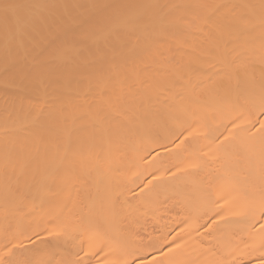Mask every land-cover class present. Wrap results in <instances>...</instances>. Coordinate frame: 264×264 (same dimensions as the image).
Instances as JSON below:
<instances>
[{"label": "bare ground", "instance_id": "obj_1", "mask_svg": "<svg viewBox=\"0 0 264 264\" xmlns=\"http://www.w3.org/2000/svg\"><path fill=\"white\" fill-rule=\"evenodd\" d=\"M13 2L0 258L261 264L264 0Z\"/></svg>", "mask_w": 264, "mask_h": 264}, {"label": "snow or ice", "instance_id": "obj_2", "mask_svg": "<svg viewBox=\"0 0 264 264\" xmlns=\"http://www.w3.org/2000/svg\"><path fill=\"white\" fill-rule=\"evenodd\" d=\"M35 7L33 5H24L19 3H14L13 0H0V16H2L5 24H7L10 20L15 19L19 24L21 23L25 17L22 16V10L30 9ZM32 39L31 34L26 31H19L16 36V40L19 48H21L25 56L27 55V43ZM27 78V77H26ZM261 114L264 115V107L261 108ZM250 131V129H249ZM262 138V149H264V119L259 120V129L257 130ZM255 135V134H253ZM227 139V137H226ZM179 146V145H178ZM261 228L264 229V225H261ZM167 238L165 237V240ZM175 242V241H173ZM16 244H13V247H16ZM180 245L177 244L176 248H179ZM169 253L174 252L175 249L169 247ZM8 253H11V249L8 250ZM7 254V253H6ZM14 255V253L12 254ZM136 253H125L123 260H117L112 262H107V264H137V260L135 259ZM168 253H165L167 256ZM261 255L264 256V251L261 252ZM0 264H30L29 261L26 260H16V259H8L5 260L0 258ZM138 264H164L161 261H146L142 258L139 259ZM261 264H264V260L261 261Z\"/></svg>", "mask_w": 264, "mask_h": 264}]
</instances>
